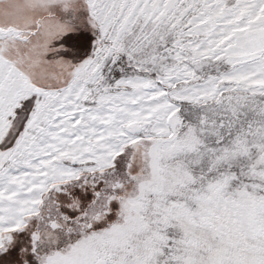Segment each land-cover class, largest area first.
I'll use <instances>...</instances> for the list:
<instances>
[{
    "label": "snow or ice",
    "instance_id": "1",
    "mask_svg": "<svg viewBox=\"0 0 264 264\" xmlns=\"http://www.w3.org/2000/svg\"><path fill=\"white\" fill-rule=\"evenodd\" d=\"M0 264H264V0H0Z\"/></svg>",
    "mask_w": 264,
    "mask_h": 264
}]
</instances>
